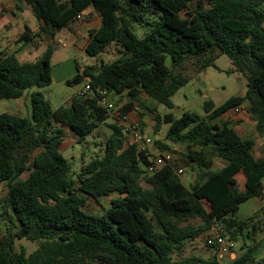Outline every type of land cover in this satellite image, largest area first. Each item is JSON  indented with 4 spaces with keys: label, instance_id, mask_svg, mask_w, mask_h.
I'll return each instance as SVG.
<instances>
[{
    "label": "trees",
    "instance_id": "1",
    "mask_svg": "<svg viewBox=\"0 0 264 264\" xmlns=\"http://www.w3.org/2000/svg\"><path fill=\"white\" fill-rule=\"evenodd\" d=\"M17 1L21 12L23 6L30 8L49 37L63 30L77 36L85 32L91 58L116 47V60L87 67L70 84L87 79L94 90L125 95L120 117L141 105L154 116L155 134L169 125L166 140L188 146L187 166L196 164L200 173L189 187L170 167L148 176L147 155L126 142L124 127L116 123L110 125L103 155L76 172L61 151L66 129L83 143L108 121L107 111L98 106V95L78 94L69 108L54 110L42 93H34L31 119L0 115V187L7 185L3 205L9 228L0 238V264H217L198 257L175 259L214 221L225 226L232 241L256 242L260 214L245 221L238 214L248 201L264 200V159L255 157L254 140L240 136L229 123L216 122L248 103L247 112L264 137V0ZM138 27L147 32L139 36ZM32 34L26 27L22 41L33 42ZM216 52L227 55L247 78L243 97L220 107L208 101L204 117L186 112L180 119L162 117L145 105L144 95L174 109L173 97L189 82L182 74L186 62L197 58L203 69L212 65ZM52 55L49 48L33 63L0 55V99H20L30 89L52 85ZM155 146L172 151L161 141ZM213 158L225 166L212 170ZM113 195L119 197L101 215L88 210L90 202L100 204ZM195 220L202 224L195 226ZM23 240L38 244L37 250L18 252L16 243ZM261 247L256 242L231 264H264V255L257 256Z\"/></svg>",
    "mask_w": 264,
    "mask_h": 264
},
{
    "label": "rangeland",
    "instance_id": "2",
    "mask_svg": "<svg viewBox=\"0 0 264 264\" xmlns=\"http://www.w3.org/2000/svg\"><path fill=\"white\" fill-rule=\"evenodd\" d=\"M22 9L23 12L17 11L20 13L21 18V23L18 26L11 24V22H14L12 14L9 16L10 21L6 19L8 15L7 12L11 11L10 8H4L0 11V55L14 54L21 63H33L40 60L47 50L52 48V85L46 88L30 89L20 99H0V115L11 114L31 119V96L34 93H42L54 110L69 108L72 98L77 96L84 89L87 79H83L81 84L70 83L73 82L78 75L83 74V71H85L87 67L93 69L99 68L102 62L110 63L116 60L119 57V52L116 47H110L99 58H91L85 52L88 45V35L85 32L77 36L71 30H63L56 34L54 38L49 37L41 31L42 23L34 16L32 11L29 10L27 6H23ZM183 16L185 17V14H183ZM26 27H29L33 33L32 35L35 36V39L31 43L22 41L21 38ZM78 27L83 26H81L80 23ZM146 32L147 29L144 27L137 28V34L139 36H142ZM210 56L211 54L205 55L201 57L200 60L202 61ZM197 62V58H191L185 64L182 74L188 78L189 82L173 97L174 109H169L164 105L158 104L144 95L142 98L145 105L156 110V113L162 117L172 114L175 119H180L186 112L204 117V104L206 102L211 101L216 107H220L233 98L245 95L247 91V78L243 74L235 71L227 55L216 52L212 65L203 69H201V66ZM167 64L168 66L172 65L171 59H168ZM175 72L180 71L177 70ZM111 98L116 106L125 105V103L128 102L125 95L122 97L112 96ZM248 107L249 104L245 103L244 108L247 109ZM223 121L224 120H217L216 123L222 124ZM129 122L139 123L142 132L153 139L154 143L150 147L152 153H162L156 148V141H161L172 148L170 152H172L177 159V168L184 169V175L178 178L186 187H189L190 184L197 180L200 173L197 165L192 164L191 167L187 166L190 152L188 146L183 144H171L166 140L169 125L163 124L160 133L155 134L154 127L156 123L154 122V116L146 112L145 109L138 104H135L134 111L131 113V116H129ZM111 124L112 122L109 119L83 143H78L77 136L69 130H66V141L61 151L64 157L72 162L76 172H79L83 163H88L92 158L103 155L104 146L112 133L110 129ZM248 138L256 142L257 155L255 156L258 159H264V155L260 156L261 150L264 149V138L259 136L257 132L254 135L250 134ZM225 164L224 161L213 158L212 170H219L225 166ZM6 186V184H3L2 187H0V238L9 234V228L5 224L3 205L7 189ZM118 197V195H113L108 198H103L100 204L90 202L88 210L95 215H101L105 210L111 207V201ZM258 203L260 205L255 212L251 211L252 204L243 205L240 208L238 219L240 221H245L257 213L260 214L258 221H261L262 224L259 227L261 232L254 237V239L257 240L256 242H261L262 244L257 255L260 258L264 255V201H259ZM150 217L153 219L156 230L160 231L161 229L152 214H150ZM192 223L197 227L202 224L200 220H195ZM208 236L209 233L206 232L196 241L187 242L184 249L179 252L182 257H175V259L183 260L184 258L198 257L205 261H216L217 264H231L247 252L250 247L256 244L252 239L246 240V238H237V241L234 242L225 229V240L230 249L227 253H220L215 248L207 247ZM16 248L18 252L25 250L27 254L30 255L37 250L38 244L26 240L17 241Z\"/></svg>",
    "mask_w": 264,
    "mask_h": 264
},
{
    "label": "built area",
    "instance_id": "3",
    "mask_svg": "<svg viewBox=\"0 0 264 264\" xmlns=\"http://www.w3.org/2000/svg\"><path fill=\"white\" fill-rule=\"evenodd\" d=\"M79 19H82V17L80 16ZM79 95H87L89 97L98 95V106L106 110L108 116L118 109V106L114 104L111 98L113 95L103 89L94 90L89 80L86 81L85 87ZM234 111L235 113H239L241 109L238 107ZM124 135L128 144L138 146L139 150L147 155L149 164L146 167V173L148 176H153L166 167L172 168L177 177L184 175V169H178L176 167L177 159L172 152L166 151L160 154L151 152L150 147L154 141L142 132L139 123H126L124 126ZM225 229L222 223L214 221L208 231L207 246L217 249L220 253H227L230 247L226 244Z\"/></svg>",
    "mask_w": 264,
    "mask_h": 264
},
{
    "label": "crops",
    "instance_id": "4",
    "mask_svg": "<svg viewBox=\"0 0 264 264\" xmlns=\"http://www.w3.org/2000/svg\"><path fill=\"white\" fill-rule=\"evenodd\" d=\"M18 1L17 0H0V11L3 10L4 8H10V12H7L8 15L6 16V19L8 21H10V15L12 14V18L14 20V22H11L12 25L14 26H18L21 23V18H20V13H18L17 11H20L17 7H18ZM28 9L30 10V8L28 7ZM7 10V9H6ZM244 96V95H243ZM243 96H239V97H243ZM71 104V103H70ZM124 105H120L118 106V109L116 112H113L110 116L109 119L111 120L112 124H120L123 127L125 126L126 123H130L129 122V116H131V114H129L126 117H120V110L123 108ZM238 108V107H237ZM241 109V111L239 113H235L234 109L230 110L229 112H227L226 114H224L220 119L218 120H224L222 123H229L230 126L232 128H234L238 134L244 138L250 139L248 138V136L251 134H256L257 132V125L255 122H253L251 120V117L249 115V113L247 112V109L244 108V105L239 107ZM108 119V120H109ZM229 119V120H228ZM111 124V125H112ZM67 130V129H66ZM258 134V132H257ZM260 136V135H259ZM78 138V137H77ZM264 138V137H263ZM252 140V139H251ZM255 141V140H254ZM256 144V142H255ZM64 145V144H63ZM63 154V153H62ZM260 156L264 155V149L261 150L260 152ZM254 155H257L256 153V145H255V149H254ZM259 156V155H258ZM256 157V156H255ZM257 158V157H256ZM258 159V158H257ZM224 167V166H223ZM222 167V168H223ZM221 168V169H222ZM220 170V169H219ZM214 171H218V170H214ZM263 202L264 200L260 199V198H254L250 201H248L247 204H252L251 206V211H256L257 208L259 207V203L258 202ZM251 202H255V203H251ZM244 204V205H245ZM243 206V205H242ZM241 206V207H242Z\"/></svg>",
    "mask_w": 264,
    "mask_h": 264
}]
</instances>
